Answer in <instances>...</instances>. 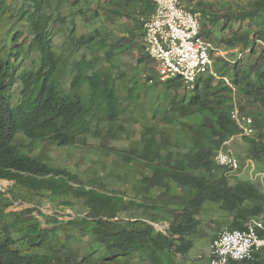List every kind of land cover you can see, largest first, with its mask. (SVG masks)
Returning <instances> with one entry per match:
<instances>
[{"label": "trees", "instance_id": "1", "mask_svg": "<svg viewBox=\"0 0 264 264\" xmlns=\"http://www.w3.org/2000/svg\"><path fill=\"white\" fill-rule=\"evenodd\" d=\"M184 1L190 10L201 13L204 40L244 53L232 63L216 58L214 68L233 82L241 114L253 119V137L242 138L248 146L245 158L264 170V49L258 44L264 42V0H254L251 9L240 12L233 11L228 0ZM50 2L22 0L30 9L22 7L19 12L33 35L28 49L39 54L37 70L16 76L18 67L12 66V57L19 59L24 54L19 43L24 35L21 31L10 36L16 52L8 56L0 52V181L59 198L64 209H73L72 200H76L87 215L60 224L36 207L4 214L13 199L0 190L4 206L0 208V264H184L195 246L193 238L199 234V216L206 204L216 205L228 216L227 228L231 230H244L252 218L264 221V195L249 181L227 176L214 162L223 144L238 135L231 117V90L209 76L199 77L193 89L181 78L162 81L157 63L143 51L144 24L155 12L154 0H54L69 5V13L58 15L56 22L64 25L70 36L75 32L74 21L68 24L73 15L81 16L87 24L101 23V14L106 12L114 19L127 17L132 26L123 27L125 33L114 39L113 49L123 54L141 50L138 65L144 66L146 82L165 92V103L153 110L151 120L147 118L140 147L116 153L119 166L133 164L137 171L146 172L139 180L141 186H133L134 191L144 194L143 201L104 188L97 175L84 182L66 167L49 165L44 154L30 155V145L21 146V137L31 145L57 148H73L89 135L114 141L117 133L112 127L122 114L116 78L107 71H97L93 60L84 56L70 62L74 52L93 51L103 44L101 32L96 28L90 35L72 37V46L58 53L45 9ZM6 3L8 0H0V15L8 10ZM74 8H78L75 13ZM236 56L232 60H237ZM69 73L73 79L65 87L62 78ZM19 79L22 90L14 103L10 91ZM95 79L101 80L97 87ZM134 96L133 87L127 98ZM126 110L123 107V115ZM119 130L124 133L127 126L123 124ZM176 135L183 144L181 149ZM157 189L154 198L150 192ZM132 210L130 218L122 217ZM35 212L58 227L41 229ZM9 217L13 219L10 224L6 222ZM153 224L168 226L160 232ZM66 227V237H80L89 251L82 254L66 244L58 245L57 231ZM68 227L77 229L78 236ZM230 264H264V249L253 260Z\"/></svg>", "mask_w": 264, "mask_h": 264}, {"label": "rangeland", "instance_id": "2", "mask_svg": "<svg viewBox=\"0 0 264 264\" xmlns=\"http://www.w3.org/2000/svg\"><path fill=\"white\" fill-rule=\"evenodd\" d=\"M50 1V3H46L45 9L51 18L49 34L54 49H56L58 53L64 52L72 46V37L79 38L82 35H90L96 28L101 32L100 40H103V44L96 46L93 51L82 50L80 52H74L70 58V62L81 59L84 56L88 60H93V65L97 71H107L112 74L117 80L116 94L121 103L122 114L117 123L112 127L117 133V137L114 141H109L102 136L89 135L83 137L78 145L73 148H57L54 146L44 147L40 143L31 145L28 139L21 137L19 140L20 144L26 147L30 145L28 149L30 155L37 156L39 153L44 154L45 158L48 159L49 165L57 168L66 167L71 170V172L77 174L78 178L84 182L88 183L93 175H97L100 177L101 184L104 188L108 190H119L130 198L143 201L144 194H139L137 191H134L133 186H141L139 180L146 172L141 170L137 171L138 169H136L133 164L128 167L119 166L117 164L116 155L118 153H123V151H129L133 148L140 147L141 132L148 126V119H152L151 113L153 110L156 107H162L165 103V92L162 89L153 88L154 84L151 82H146L144 77V66L138 65V59L142 55L141 50L123 54L113 49L112 45L114 39L123 36V33H125L123 27L132 26L127 17L119 15L114 19L110 13L106 12L101 14V23L96 22L87 24L81 16L73 15L71 19L69 18L70 20L68 19V24L69 21L71 23L72 20L75 23V32L70 36L65 26L56 22L58 15L66 16L69 13L70 8L68 3L59 4L55 3L54 0ZM253 2L254 0H228L227 3L230 4L233 11L240 12L251 9V3ZM6 5L8 10L0 15V52L3 56L15 53L16 50H12L10 36L19 31L24 34L19 40V43L23 45L24 54L19 57V59H14L12 57V66L15 67V64L17 65L18 69L16 76L19 78V75L21 76L30 70H37L40 63L39 54L37 50L30 51L28 49L33 35H31L26 18L20 20L19 16L22 7L30 9L29 3H22V0H8ZM91 5L92 4H90V6ZM77 9L78 8H74L73 12H77ZM68 26L69 25L66 27ZM210 28L211 26H209V29ZM213 44L216 47H221L223 53L230 59L238 54L237 50L225 48V46L217 45L215 42H213ZM105 53L108 59L105 58ZM72 79V74L69 73L67 76L64 75L62 78L63 86L69 87ZM134 81H136V84ZM100 82L101 80L95 79L93 84L97 87ZM133 87L135 96L129 99L127 98L128 91ZM21 90L22 83L19 79V81L14 83L10 91L11 96L14 98V103L20 98ZM123 107L127 109L124 115ZM123 124L127 126V130L124 133L123 130H119V127ZM174 139H178L179 143L182 144L177 135ZM181 148H183V144L179 149ZM228 148L236 155L242 164H244L248 149L245 140L235 137L228 145ZM0 190L6 194L5 196L7 198L11 199L12 195L13 199L12 204L4 209V214L11 212L22 213L27 209L36 207L44 215L56 217L60 221V224L87 215L86 209L76 200H72L75 204L73 209H64L61 205V199L49 197L46 194L38 195L29 192L25 188L17 187L14 182L0 181ZM157 191L159 190L151 191L150 195L156 198L158 195ZM173 192H176L175 189ZM1 207L4 208L3 204H0V208ZM133 213V210L130 213L125 212L122 214V217L128 219ZM33 215L40 220L41 229L58 227V224H48L46 219L38 212H35ZM227 217L228 216L221 212L216 205H205L203 212L199 216L201 222L199 234L193 238L195 240V246L183 261L184 264H208L210 245L219 233L227 227ZM12 221V218H6L7 223L10 224ZM153 225L156 230L160 232H163L168 226V224ZM68 229H72L74 234L78 236L77 229L73 227H68ZM67 232V227L66 230L57 231V239H60V244L58 245L66 244L67 247L69 246L72 250L76 249L82 254H85L86 250L89 251L84 240L80 239V237H78L79 239H69L66 237V235L69 234ZM14 237L16 239L19 238L15 233ZM54 244L57 246L56 238H54ZM17 245L19 246V244ZM40 252L42 251L40 250ZM31 253L39 252L33 251Z\"/></svg>", "mask_w": 264, "mask_h": 264}, {"label": "built area", "instance_id": "3", "mask_svg": "<svg viewBox=\"0 0 264 264\" xmlns=\"http://www.w3.org/2000/svg\"><path fill=\"white\" fill-rule=\"evenodd\" d=\"M155 12L144 24L141 39L143 51L157 63L162 81L181 78L188 89H193L199 77L209 76L215 82L223 81L232 92L233 111L231 117L238 128L236 138L251 137L254 134L253 119L241 114L237 101V88L226 76L215 70V59L238 61L244 53L238 52L232 60L221 47L202 38V15L188 8L184 0H154ZM258 44L264 49V42ZM232 137L225 142L214 156L217 166L234 176L254 184L264 195V170L251 160L241 165L240 160L228 148ZM262 234V235H261ZM264 248V221L252 218L244 230L224 228L213 240L208 264H230L232 261H249Z\"/></svg>", "mask_w": 264, "mask_h": 264}, {"label": "crops", "instance_id": "4", "mask_svg": "<svg viewBox=\"0 0 264 264\" xmlns=\"http://www.w3.org/2000/svg\"><path fill=\"white\" fill-rule=\"evenodd\" d=\"M210 247H211V245H210ZM263 249H264V248H263ZM263 249H262V250H263ZM262 250L260 251V253L262 252ZM209 252H210V249H209ZM208 257H209V255H208Z\"/></svg>", "mask_w": 264, "mask_h": 264}, {"label": "clouds", "instance_id": "5", "mask_svg": "<svg viewBox=\"0 0 264 264\" xmlns=\"http://www.w3.org/2000/svg\"><path fill=\"white\" fill-rule=\"evenodd\" d=\"M246 161V160H245ZM241 162V161H240Z\"/></svg>", "mask_w": 264, "mask_h": 264}]
</instances>
